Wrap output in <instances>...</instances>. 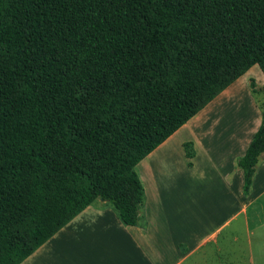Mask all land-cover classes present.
<instances>
[{
    "label": "trees",
    "instance_id": "obj_1",
    "mask_svg": "<svg viewBox=\"0 0 264 264\" xmlns=\"http://www.w3.org/2000/svg\"><path fill=\"white\" fill-rule=\"evenodd\" d=\"M255 64L264 0H0V264L100 197L140 225L135 166ZM258 106L235 161L243 195L264 152Z\"/></svg>",
    "mask_w": 264,
    "mask_h": 264
},
{
    "label": "crops",
    "instance_id": "obj_2",
    "mask_svg": "<svg viewBox=\"0 0 264 264\" xmlns=\"http://www.w3.org/2000/svg\"><path fill=\"white\" fill-rule=\"evenodd\" d=\"M255 65L135 166L145 196L140 225H124L98 198L20 264H231L220 255L240 230L247 264H264V152L248 195L235 163L261 123L244 80Z\"/></svg>",
    "mask_w": 264,
    "mask_h": 264
},
{
    "label": "rangeland",
    "instance_id": "obj_3",
    "mask_svg": "<svg viewBox=\"0 0 264 264\" xmlns=\"http://www.w3.org/2000/svg\"><path fill=\"white\" fill-rule=\"evenodd\" d=\"M255 68H257V69H252L250 71L251 72L250 74L254 77V78H250V79H254V81H255V78L259 80V77L257 75V71L256 70H258V72L261 73V70H260V68L257 65H255ZM250 79H249V76H246L244 78L245 85H246L248 91L250 92V94H252V98L254 97L255 102L257 103V105H260L263 102V100H264V94L262 92V88L258 89V86L256 84L257 92L256 93H252V91L250 90V87H249V80ZM189 148L190 147H187V149H188L187 152H189V150H190ZM174 155H176V154H172L170 157H169V155H166L165 158H161L159 160H161V161H164V160L171 161V160H173ZM144 204H145V197H144ZM143 208H144V205H143ZM143 208H142V213H143ZM232 226H234V224ZM228 230H231V228H228ZM229 233L230 232L228 231L227 234H229ZM235 233H236V235H239V242L237 243V242H234L232 240H228V242L230 244H228V246H227V248L225 250V253H224V251L221 253L220 258L222 260H227V263L232 261L231 264H235L233 262V260H234L233 258L238 257V255L236 253H239V256H241V257L243 256L242 260L240 261L239 264H247V257H246V254H247V239H246L245 234H244L243 231L241 232V230H240L238 232L236 231ZM184 264H186V263H184Z\"/></svg>",
    "mask_w": 264,
    "mask_h": 264
},
{
    "label": "water",
    "instance_id": "obj_4",
    "mask_svg": "<svg viewBox=\"0 0 264 264\" xmlns=\"http://www.w3.org/2000/svg\"><path fill=\"white\" fill-rule=\"evenodd\" d=\"M100 200H104L102 197H100Z\"/></svg>",
    "mask_w": 264,
    "mask_h": 264
}]
</instances>
